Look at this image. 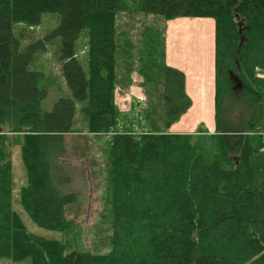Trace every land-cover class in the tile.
<instances>
[{"label": "trees", "instance_id": "obj_1", "mask_svg": "<svg viewBox=\"0 0 264 264\" xmlns=\"http://www.w3.org/2000/svg\"><path fill=\"white\" fill-rule=\"evenodd\" d=\"M136 11L159 16L206 17L214 22V130L170 127L191 106L184 74L165 63V25L146 27L138 74L150 114L163 129L115 132L117 59L132 65L133 46L122 43L116 17L124 0H0V259L30 264H264V151L253 136L264 121V0H133ZM59 14L60 73L69 96L44 107L42 73L29 69L41 41L22 45L23 26ZM243 21L240 47L238 22ZM22 26L15 32L16 26ZM85 32L84 70L75 41ZM145 68H147L145 70ZM130 67L127 84L131 82ZM229 72L242 83L233 89ZM120 77V76H119ZM121 80L123 78L121 77ZM121 84V83H120ZM78 113L86 121L75 127ZM111 133L104 147V191L99 222L106 252L85 250L66 210L76 202L60 158L66 135ZM21 137L26 184L20 205L40 228L61 240L27 231L13 209L10 141ZM203 137L213 153L207 162ZM97 246V247H96ZM98 248V245H95Z\"/></svg>", "mask_w": 264, "mask_h": 264}, {"label": "rangeland", "instance_id": "obj_2", "mask_svg": "<svg viewBox=\"0 0 264 264\" xmlns=\"http://www.w3.org/2000/svg\"><path fill=\"white\" fill-rule=\"evenodd\" d=\"M128 9H124L117 14V31L121 35L122 43L129 39L132 43V65L129 60L117 59L116 74L120 81L115 89V101L117 107V117L114 122L113 130L115 132L129 133H147L155 127L157 130L163 129V120L158 114H150L145 110L146 96L144 88L141 86L142 78L138 74L139 58L144 54L147 41L140 37L146 27L161 29L163 33L164 21L159 16H153L144 12L136 11L133 8V0H124ZM60 17L55 12H44L41 14L40 23L35 26H23L25 38L22 45L41 41L44 45L35 52V58L29 65V69L42 73L41 84L47 87L48 93L44 100V107L50 110L53 102L61 96H69V92L64 84L60 73L61 60L58 58V48L61 44L59 35H52L53 31L59 25ZM22 26L19 24L15 32ZM176 26L169 24L166 36L169 40L175 37ZM170 30V32H169ZM171 35V36H170ZM192 36L195 37V34ZM174 42H176L174 40ZM75 54L84 70L87 69L86 51L87 40L86 33L82 32L75 41ZM130 67L131 82L127 84V69ZM147 68H145L146 70ZM120 76V77H119ZM121 77L123 80H121ZM140 100H139V99ZM86 101L79 102L76 113L75 127L84 130L86 121L82 118L78 109ZM259 132L253 136V143L257 149L264 151V121L258 126ZM112 135L103 133L101 135L73 134L66 135V152L60 158L64 165L66 173L70 177L68 189L76 194V202L67 208L66 217L72 219L76 226L75 230L79 233L81 246L85 250L94 252H106L107 247L101 240L96 226L99 222L100 211L102 208V195L104 191V147L107 139ZM206 139L203 137H193L195 145L202 146V152L205 160L209 162L213 153L207 149ZM10 161L12 176V196L11 201L13 209L19 215L21 221L27 228V231L44 237L46 239L61 240V234L55 230L40 228L37 226L22 209L20 205V189L26 184V172L21 157V137L15 135L10 141ZM98 245V248H95ZM97 247V246H96ZM0 264H30V259L26 258L20 261L9 259H0Z\"/></svg>", "mask_w": 264, "mask_h": 264}, {"label": "crops", "instance_id": "obj_3", "mask_svg": "<svg viewBox=\"0 0 264 264\" xmlns=\"http://www.w3.org/2000/svg\"><path fill=\"white\" fill-rule=\"evenodd\" d=\"M186 21H200L201 26H207L209 31L206 36L203 33L200 42L193 43L186 42L187 33L179 29V35L171 40L168 37L166 40L165 36V63L184 74L185 92L191 100L190 108L171 125L170 131L193 133L201 127L212 132L215 107L214 22L206 17H178L164 23L165 32L169 24L178 28Z\"/></svg>", "mask_w": 264, "mask_h": 264}, {"label": "bare ground", "instance_id": "obj_4", "mask_svg": "<svg viewBox=\"0 0 264 264\" xmlns=\"http://www.w3.org/2000/svg\"><path fill=\"white\" fill-rule=\"evenodd\" d=\"M174 27V26H173ZM179 30L180 31H183V32H186L187 33V35H186V39H184L183 37V39H184V41L186 40V42H190V43H193L194 41L196 42V41H198V42H200L199 41V39L201 40L202 39V37H203V33H204V35L206 36L207 35V33H208V31H209V29H208V27L207 26H201V24H200V21H195V22H193V21H186V24L184 23L183 25H181L180 27H179ZM169 32H170V30H169ZM179 35V31L178 32H175V36L176 35ZM193 34H195V37L194 36H192ZM171 36V35H170ZM194 39H193V38ZM245 40V39H244Z\"/></svg>", "mask_w": 264, "mask_h": 264}, {"label": "water", "instance_id": "obj_5", "mask_svg": "<svg viewBox=\"0 0 264 264\" xmlns=\"http://www.w3.org/2000/svg\"><path fill=\"white\" fill-rule=\"evenodd\" d=\"M243 21H239L238 22V33H239V43H238V47H240L242 45V43L244 42V35H243V27H242ZM229 77L233 83V89H238L240 90L242 88V83L239 80L238 76L233 73V72H229Z\"/></svg>", "mask_w": 264, "mask_h": 264}]
</instances>
